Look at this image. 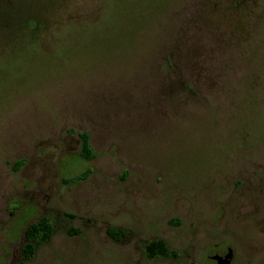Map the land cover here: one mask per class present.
Returning a JSON list of instances; mask_svg holds the SVG:
<instances>
[{
    "label": "rangeland",
    "instance_id": "rangeland-1",
    "mask_svg": "<svg viewBox=\"0 0 264 264\" xmlns=\"http://www.w3.org/2000/svg\"><path fill=\"white\" fill-rule=\"evenodd\" d=\"M227 246L264 264V0H0V264Z\"/></svg>",
    "mask_w": 264,
    "mask_h": 264
},
{
    "label": "trees",
    "instance_id": "trees-1",
    "mask_svg": "<svg viewBox=\"0 0 264 264\" xmlns=\"http://www.w3.org/2000/svg\"><path fill=\"white\" fill-rule=\"evenodd\" d=\"M81 141L80 151L81 158L85 161H89L94 157V153L89 144V136L87 133L78 134ZM23 160L17 161L14 168L19 167ZM87 173L79 174L75 177L70 178L69 182H76L86 176ZM52 232V225L47 219H41L36 223L29 224L25 229V237L27 243L24 245V257L28 258L33 253V241L36 243H45L49 240ZM112 236L116 237L121 235V231H112ZM145 254L148 259L155 257H165L171 254V251L166 247L162 241H152L145 247Z\"/></svg>",
    "mask_w": 264,
    "mask_h": 264
},
{
    "label": "flooded vegetation",
    "instance_id": "flooded-vegetation-1",
    "mask_svg": "<svg viewBox=\"0 0 264 264\" xmlns=\"http://www.w3.org/2000/svg\"><path fill=\"white\" fill-rule=\"evenodd\" d=\"M23 163H24V160L19 165V167H21ZM152 241H154V240H152ZM152 241H150V242H152ZM155 241H162V240L157 239ZM162 242L164 243V241H162ZM149 243H147L146 246ZM158 257H160V256H158ZM208 259H210L214 264H233L234 261L236 262V257H235V254H234V249H232V247H230V246H227L224 250H222L220 252L219 251H216L212 256H209ZM225 259L227 261H225Z\"/></svg>",
    "mask_w": 264,
    "mask_h": 264
},
{
    "label": "water",
    "instance_id": "water-1",
    "mask_svg": "<svg viewBox=\"0 0 264 264\" xmlns=\"http://www.w3.org/2000/svg\"><path fill=\"white\" fill-rule=\"evenodd\" d=\"M225 261H227V260L225 259Z\"/></svg>",
    "mask_w": 264,
    "mask_h": 264
}]
</instances>
